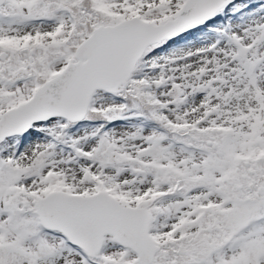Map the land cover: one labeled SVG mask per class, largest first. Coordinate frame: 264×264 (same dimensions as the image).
I'll return each instance as SVG.
<instances>
[{
	"label": "snow or ice",
	"instance_id": "6c2138e0",
	"mask_svg": "<svg viewBox=\"0 0 264 264\" xmlns=\"http://www.w3.org/2000/svg\"><path fill=\"white\" fill-rule=\"evenodd\" d=\"M0 264H264V0H0Z\"/></svg>",
	"mask_w": 264,
	"mask_h": 264
}]
</instances>
